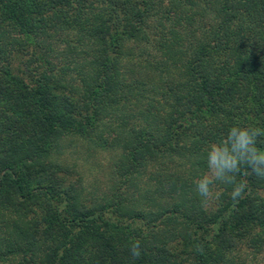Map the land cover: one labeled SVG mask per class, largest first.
I'll return each instance as SVG.
<instances>
[{
  "label": "trees",
  "instance_id": "16d2710c",
  "mask_svg": "<svg viewBox=\"0 0 264 264\" xmlns=\"http://www.w3.org/2000/svg\"><path fill=\"white\" fill-rule=\"evenodd\" d=\"M236 125L264 129V0H0V264H264V180L196 192ZM67 142L120 152L110 194L39 177ZM163 162L188 177L159 208Z\"/></svg>",
  "mask_w": 264,
  "mask_h": 264
},
{
  "label": "rangeland",
  "instance_id": "374dc122",
  "mask_svg": "<svg viewBox=\"0 0 264 264\" xmlns=\"http://www.w3.org/2000/svg\"><path fill=\"white\" fill-rule=\"evenodd\" d=\"M137 117L139 118L138 115ZM109 142L112 140L109 139ZM108 143L99 148L82 142H67L63 146L65 155L60 166L62 171L59 174L51 173L52 175L47 174L39 177H43L47 182L66 181L73 185L78 193L85 194L89 199H101L110 194L113 181L116 182L117 179L115 178L120 176L118 165L122 162L120 152L107 148ZM160 166V169L163 170L159 173H155L158 170V166H155L140 175L137 187L140 192L142 191L141 194L152 189L151 192L154 197H156L155 194L164 189L165 192L160 195L158 193L157 196L160 199L159 208H166L167 205L171 204L169 193L174 189L173 186L177 185L181 178L186 179L188 176L185 175H188V172L178 169L176 163L163 162ZM200 178L201 176H197V179ZM189 187H182L181 193L192 191ZM215 191L218 192L217 189ZM148 206L151 208L152 204ZM151 209L157 210L156 205ZM168 236L162 235L161 239L167 240Z\"/></svg>",
  "mask_w": 264,
  "mask_h": 264
},
{
  "label": "clouds",
  "instance_id": "9594fccd",
  "mask_svg": "<svg viewBox=\"0 0 264 264\" xmlns=\"http://www.w3.org/2000/svg\"><path fill=\"white\" fill-rule=\"evenodd\" d=\"M262 136V128L236 125L229 129L227 137L221 143L209 146L208 171L195 181L196 192L202 198V207L218 198L215 191L217 182L232 186L229 195L233 201H237L244 198L248 187L245 180L237 179L239 175H254L257 179L264 180V150L257 147L258 138ZM129 247L130 255L139 259L142 255L140 242L136 241Z\"/></svg>",
  "mask_w": 264,
  "mask_h": 264
}]
</instances>
